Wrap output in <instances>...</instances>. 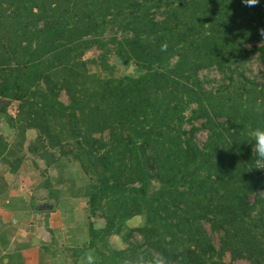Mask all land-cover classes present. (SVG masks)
<instances>
[{
  "label": "trees",
  "instance_id": "obj_1",
  "mask_svg": "<svg viewBox=\"0 0 264 264\" xmlns=\"http://www.w3.org/2000/svg\"><path fill=\"white\" fill-rule=\"evenodd\" d=\"M260 29L264 0H0V115L18 100L22 135L34 128L41 148L59 146L89 173L86 245L126 230L127 245L102 264L158 254L166 264H264V171L250 136L264 126ZM90 49L97 55L84 57ZM255 52L261 80L240 69ZM112 54L136 74H113ZM213 66L214 86L200 74ZM7 149L0 133V160L15 169L21 156ZM135 215L144 223L126 227ZM135 231L142 240H130Z\"/></svg>",
  "mask_w": 264,
  "mask_h": 264
},
{
  "label": "crops",
  "instance_id": "obj_2",
  "mask_svg": "<svg viewBox=\"0 0 264 264\" xmlns=\"http://www.w3.org/2000/svg\"><path fill=\"white\" fill-rule=\"evenodd\" d=\"M8 127L0 115V133ZM23 151L15 169L0 161V264H40L44 250L77 243L67 210L82 209L87 220L85 196L69 193L42 159Z\"/></svg>",
  "mask_w": 264,
  "mask_h": 264
},
{
  "label": "rangeland",
  "instance_id": "obj_3",
  "mask_svg": "<svg viewBox=\"0 0 264 264\" xmlns=\"http://www.w3.org/2000/svg\"><path fill=\"white\" fill-rule=\"evenodd\" d=\"M260 39L258 37L252 39V41L247 42L244 46L250 49L253 44H259ZM97 49H90L85 52L84 57H90L97 55ZM109 62L114 64L113 74L118 75L122 73H133L135 72V64L129 63L128 65L121 60H119L115 55L109 56ZM262 64L260 63L257 52L251 53L250 58L247 59L246 62L240 67V69L244 70L248 76L252 78H256L261 80L262 74ZM92 70H97L101 75L106 76L109 75L110 72L108 69H102L99 66L93 64L91 65ZM201 75H207L208 77L215 78L211 81V85L214 86L220 79V72L216 67H211L207 69L200 70ZM60 98L64 101H67V95L65 91H61ZM19 104L18 100L11 101L7 106L8 114L3 115L4 120L9 127L7 129H3L5 133L2 134L5 136V139L8 142V149L5 154L12 160H16L24 153L23 150L28 148H38L35 152H29L34 156L42 159L44 165H46V172L52 178L58 179L59 181H63L65 184V188H69V193L75 194V196L82 195L84 196V192L86 189V185L90 183L92 178L89 173H87L81 166V163L76 160L71 153L64 155L61 153V150L58 147H52V151H48V147L44 149L41 148V142L35 139L37 131L34 128H27L24 130L22 135L21 129H19V125L17 121L12 119L16 118L14 115L17 111V105ZM9 115V116H8ZM11 117L12 122L9 120ZM200 120H197L199 123ZM186 124L185 126H188ZM104 137L108 136L107 131L102 133ZM206 137V130L201 129L196 133V139L198 143L201 142ZM63 142V141H62ZM71 142V141H70ZM69 144V143H68ZM66 145V144H64ZM69 146V145H67ZM53 152V153H51ZM57 158L55 160L54 158ZM2 161V160H0ZM86 198V196H85ZM75 211V210H67V214L69 215V219L74 218L76 222L70 223L71 230L75 235V241H77L78 245L72 244L63 247L62 245H56L58 248L56 250L46 249L44 251V256L42 258V262L40 264H89V257L92 258V264H102V261L105 259L106 261H112L115 257L114 249L124 248L127 243L124 241L123 233L126 231L124 228L121 233H111L101 241H98L97 245L93 248H89L86 244L89 240L88 233V220H86L85 212ZM93 222L95 226H102L105 222V218L102 216H93ZM144 223V215H135L127 219L126 227H135L140 226ZM206 228L213 234V241L216 245L219 242V233L212 232L209 228V224L205 223ZM130 240H142L139 233L136 231L133 233ZM48 247V246H46ZM53 246H51L52 248ZM79 252V253H78ZM226 260L230 259V254L227 251L224 255ZM233 264H250V262L245 258H235L232 260ZM31 264V262L29 263Z\"/></svg>",
  "mask_w": 264,
  "mask_h": 264
},
{
  "label": "clouds",
  "instance_id": "obj_4",
  "mask_svg": "<svg viewBox=\"0 0 264 264\" xmlns=\"http://www.w3.org/2000/svg\"><path fill=\"white\" fill-rule=\"evenodd\" d=\"M246 6H254L258 0H242ZM260 34L264 36V29H260ZM166 45L161 46V50H165ZM253 144L251 146L252 152L255 153L253 158V168L264 171V126L256 127L250 132ZM89 264H92V258L89 257ZM130 264H166V259L162 255H156L151 258L138 256L130 262Z\"/></svg>",
  "mask_w": 264,
  "mask_h": 264
}]
</instances>
